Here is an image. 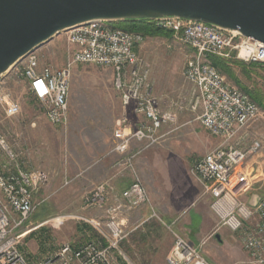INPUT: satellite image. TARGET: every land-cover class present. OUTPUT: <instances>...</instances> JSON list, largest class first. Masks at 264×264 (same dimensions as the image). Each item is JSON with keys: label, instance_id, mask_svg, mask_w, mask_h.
<instances>
[{"label": "built area", "instance_id": "built-area-1", "mask_svg": "<svg viewBox=\"0 0 264 264\" xmlns=\"http://www.w3.org/2000/svg\"><path fill=\"white\" fill-rule=\"evenodd\" d=\"M148 21L171 30L192 49L182 69L194 90L190 109L199 108L201 126L221 142L195 159L190 173L201 184L202 195L210 197L209 208L218 227L240 232L246 258L233 264H264V190L254 189L264 179V139L255 135L247 144L243 140L264 112L239 87L229 83L208 58L236 52V57L245 62L264 64V44L236 31L199 21L177 17ZM64 32L69 46L64 67L41 63L36 48L10 68L12 78L24 82L26 93L40 103L50 124L63 126L67 122L70 67L77 64H94L110 68L114 73L113 85L124 109L113 130L114 151L125 153L131 140L153 141L162 126L175 120L176 110L162 109L158 98L150 92L149 65L138 53L143 42L141 34L101 19L75 25ZM0 106L6 117H14L21 111L19 101L1 82ZM128 108L142 118L135 128L130 124ZM9 156L13 168L4 170L0 166V264H32L19 249L15 228L34 211L33 194L47 182V173L23 168L10 151ZM132 158V155L126 157L120 164L133 173V180L120 192L119 201L105 209L103 220H87L98 237L79 244L64 243L35 264H116L113 254L126 236L119 213L148 202L144 185L134 177ZM104 191L103 185L94 188L89 202L102 206ZM254 191L260 198L251 206L248 201ZM203 243L204 240L193 245L176 236L166 263L210 264L201 254L199 247Z\"/></svg>", "mask_w": 264, "mask_h": 264}, {"label": "rangeland", "instance_id": "rangeland-1", "mask_svg": "<svg viewBox=\"0 0 264 264\" xmlns=\"http://www.w3.org/2000/svg\"><path fill=\"white\" fill-rule=\"evenodd\" d=\"M65 38V32L61 31L38 47L41 63L56 67L66 65L69 46ZM138 53L149 65L151 94L158 98L162 109H175L176 118L162 126L153 141L133 142L134 152L142 150L135 160L134 177L144 185L148 202L119 213V218H124L126 236L113 254L116 264H167L166 256L175 237L189 240L194 235L200 242L204 240L199 248L210 264H233L245 259L240 232L218 227L209 208L208 195H202L201 184L190 173L193 161L215 148L221 139L213 137L201 126L198 107L190 109L194 90L182 74L190 53L189 46L173 33L146 36ZM219 57L226 60L219 68L226 80L255 98L254 102L264 112V64L245 62L236 57V52ZM113 80L114 73L110 68L94 64L70 67L69 85L85 87L87 105L90 100L93 103L97 90H106V85L111 84L115 90ZM0 82L21 107L18 115L6 117L0 106V166L4 170L14 166L9 151L15 155L19 166L56 174L53 180L69 177L73 171L91 163L93 156L83 160L78 155L83 150L82 139L73 137L74 133L63 126L57 125L60 128L54 132L49 129L40 103L26 93L21 79L12 78L10 69ZM141 119L137 115L131 117L133 128ZM255 135L264 139V116L250 127L249 134L243 138L244 143L250 142ZM259 188L264 190V179L254 186L255 190ZM83 189L50 181L33 194L34 211L15 228L20 240L19 249L32 263L64 243L79 244L98 237L83 218L103 220L106 213L83 208L85 194L94 187ZM68 190L83 193L69 196ZM198 191L201 194L198 195Z\"/></svg>", "mask_w": 264, "mask_h": 264}, {"label": "water", "instance_id": "water-1", "mask_svg": "<svg viewBox=\"0 0 264 264\" xmlns=\"http://www.w3.org/2000/svg\"><path fill=\"white\" fill-rule=\"evenodd\" d=\"M160 17L207 23L264 44V0H0V76L75 25ZM259 198L251 192L249 205Z\"/></svg>", "mask_w": 264, "mask_h": 264}, {"label": "crops", "instance_id": "crops-1", "mask_svg": "<svg viewBox=\"0 0 264 264\" xmlns=\"http://www.w3.org/2000/svg\"><path fill=\"white\" fill-rule=\"evenodd\" d=\"M189 49L191 52L192 49L190 47ZM105 87L109 88V90H107V88L103 92L97 90L96 96L92 98L93 103L90 100L87 105L85 87L77 85L74 88L73 83L69 85L67 122L63 127L68 129L71 133H74L73 137L84 141L83 150H81V153L78 155L82 157V159L84 158L83 160H88L89 157L93 156L91 163L82 169L73 171L69 177H58L55 180H53V178L57 177L56 174H49L46 172L47 182L55 181L58 185H68L70 188L76 186L77 190L78 187H84L83 190H85L91 186L94 188L99 185L105 186L102 206H99L95 202H89L88 200L94 189L91 192H87L83 198L84 209L95 208L104 212L108 206L114 205L119 201L120 192L133 180V173L128 169H123L120 166L121 161L132 155L133 165L134 168H136L135 160L138 159L142 153V150H136V153L133 151L134 149L132 147L134 146L133 142L135 140H131L129 148L125 153H119L113 150V145L116 141L113 136V130L117 127L118 120L124 112V109L118 92L113 90L111 84ZM74 90L75 92H73ZM133 115L135 114L128 108L130 124ZM80 123L82 124L80 125ZM85 124H88V127H85ZM47 126L52 132L60 128L57 125L50 124L48 121ZM131 126L133 127V124H131ZM68 193L69 196L74 194L81 195L83 191L78 193L68 190ZM199 194H201L200 191H198V195ZM208 199H210L209 196ZM83 220L87 222L86 219L83 218ZM121 221L124 224V218L121 217ZM191 225L192 224H190V226ZM188 241L193 245H198V243H200V240H198L195 235L194 237H190ZM243 254L245 253L243 252ZM47 255L48 252L40 259L43 260ZM30 263L32 262L30 261Z\"/></svg>", "mask_w": 264, "mask_h": 264}, {"label": "trees", "instance_id": "trees-1", "mask_svg": "<svg viewBox=\"0 0 264 264\" xmlns=\"http://www.w3.org/2000/svg\"><path fill=\"white\" fill-rule=\"evenodd\" d=\"M111 24L115 27H118V28H121V29H124L127 31L139 33L143 37H146V36H168V35L172 34L171 30H167V29L157 27L153 22H150L146 19L117 20V21H111ZM208 58H209V61L218 69L220 67L222 68L224 62L226 61L217 55H210ZM252 64H254V63H252ZM242 71L244 72L245 70H243V68H242ZM249 97L253 101H255V98H253L251 96H249Z\"/></svg>", "mask_w": 264, "mask_h": 264}]
</instances>
